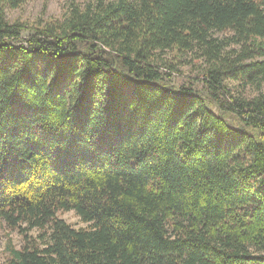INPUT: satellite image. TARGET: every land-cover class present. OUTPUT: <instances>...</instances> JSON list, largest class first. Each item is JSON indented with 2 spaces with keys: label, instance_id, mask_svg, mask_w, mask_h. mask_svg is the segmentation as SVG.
<instances>
[{
  "label": "trees",
  "instance_id": "16d2710c",
  "mask_svg": "<svg viewBox=\"0 0 264 264\" xmlns=\"http://www.w3.org/2000/svg\"><path fill=\"white\" fill-rule=\"evenodd\" d=\"M28 1L0 0L8 264H264V0H71L24 37ZM167 52L205 59L208 98Z\"/></svg>",
  "mask_w": 264,
  "mask_h": 264
},
{
  "label": "rangeland",
  "instance_id": "374dc122",
  "mask_svg": "<svg viewBox=\"0 0 264 264\" xmlns=\"http://www.w3.org/2000/svg\"><path fill=\"white\" fill-rule=\"evenodd\" d=\"M70 1L71 0H30L19 9H8L7 17L11 22L17 20L28 24L27 27L29 28L23 33V36L29 37L33 35L34 32L31 27L56 20H63L68 14ZM76 1L82 6H85L91 0ZM229 35H231L230 32L221 33L217 36L226 37ZM176 55L177 53L174 52H167L166 55H164V57L172 60L177 65V71L169 72L166 69H162V72L165 73V82L178 89L192 86L201 96L208 98L211 91L205 83V77L203 75L207 65L205 59L200 58L197 53L184 54L182 57ZM225 85L227 86V90H225L224 95L227 96L228 99H230L231 96H239L242 94L246 97L253 98L259 93L256 86H248L245 90L240 86L239 82L232 80H226ZM262 88L264 90V85ZM59 216L75 228L88 227V224L83 223L74 211L63 212L60 213ZM22 246L23 237L19 231H10L6 225L0 223V264H8L11 254L10 249L12 247L20 249Z\"/></svg>",
  "mask_w": 264,
  "mask_h": 264
}]
</instances>
